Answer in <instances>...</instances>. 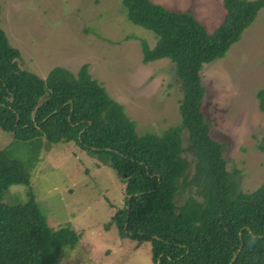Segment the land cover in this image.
<instances>
[{
  "label": "trees",
  "instance_id": "trees-1",
  "mask_svg": "<svg viewBox=\"0 0 264 264\" xmlns=\"http://www.w3.org/2000/svg\"><path fill=\"white\" fill-rule=\"evenodd\" d=\"M122 4L130 22L155 35L152 46L141 41L143 62H175L183 89L181 124L139 134L123 106L90 76L87 63L75 74L56 65L40 77L18 65L20 50L0 25V129L16 142L38 145L44 138L100 154L126 196L106 228L113 223L120 235L147 240L152 264H264V181L243 192L228 173L223 145L211 138L202 110L201 77L203 64L224 55L264 0H223L225 15L212 32L191 9L151 0ZM256 98L264 116V87ZM257 147L264 152V134ZM26 169L24 160L0 149V264H58L59 250L73 248L79 235L69 226L48 225ZM19 185L26 187V200L4 202Z\"/></svg>",
  "mask_w": 264,
  "mask_h": 264
},
{
  "label": "rangeland",
  "instance_id": "rangeland-1",
  "mask_svg": "<svg viewBox=\"0 0 264 264\" xmlns=\"http://www.w3.org/2000/svg\"><path fill=\"white\" fill-rule=\"evenodd\" d=\"M169 8L194 4L212 32L225 15L223 0H151ZM1 27L17 46L21 68L45 77L62 65L78 73L88 64L90 76L119 102L139 134H160L180 125L183 98L175 62L159 57L142 60L141 41L153 32L130 22L122 0H0ZM205 87L202 110L210 136L223 145L226 169L243 192L264 181V116L256 91L264 87V8L223 56L201 68ZM183 147L188 132L183 130ZM20 143L0 129V149L25 161L29 187L47 223L78 233L73 248L62 247L58 264H152L149 242L120 235L111 216L124 206V183L100 154L72 142ZM189 160L192 155L187 154ZM25 186H12L4 202L26 200Z\"/></svg>",
  "mask_w": 264,
  "mask_h": 264
},
{
  "label": "crops",
  "instance_id": "crops-1",
  "mask_svg": "<svg viewBox=\"0 0 264 264\" xmlns=\"http://www.w3.org/2000/svg\"><path fill=\"white\" fill-rule=\"evenodd\" d=\"M164 6V5H163ZM193 6L194 7H196L194 4H192L191 6H189V7H179L178 9H176V10H181V11H187V10H193L194 11V13H195V15H196V17L198 18V19H200L203 23H204V25L206 26V28H207V22H205L200 16H199V12L197 11V8L196 9H194L193 8ZM166 7V6H165ZM167 8H169V7H167ZM169 9H174V8H169Z\"/></svg>",
  "mask_w": 264,
  "mask_h": 264
},
{
  "label": "water",
  "instance_id": "water-1",
  "mask_svg": "<svg viewBox=\"0 0 264 264\" xmlns=\"http://www.w3.org/2000/svg\"><path fill=\"white\" fill-rule=\"evenodd\" d=\"M240 248H237V251L239 250ZM236 256V252L233 253L232 257H231V261L232 262L234 260V257Z\"/></svg>",
  "mask_w": 264,
  "mask_h": 264
}]
</instances>
